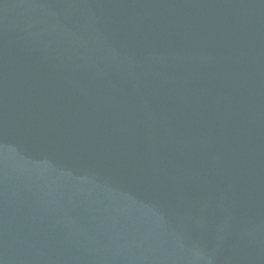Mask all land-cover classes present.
Segmentation results:
<instances>
[{
  "label": "water",
  "instance_id": "obj_1",
  "mask_svg": "<svg viewBox=\"0 0 264 264\" xmlns=\"http://www.w3.org/2000/svg\"><path fill=\"white\" fill-rule=\"evenodd\" d=\"M0 264H264V0H0Z\"/></svg>",
  "mask_w": 264,
  "mask_h": 264
}]
</instances>
